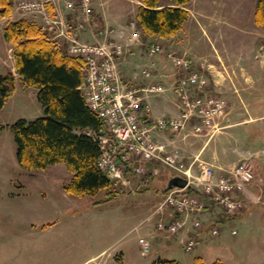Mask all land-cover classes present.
Listing matches in <instances>:
<instances>
[{"label": "rangeland", "instance_id": "rangeland-1", "mask_svg": "<svg viewBox=\"0 0 264 264\" xmlns=\"http://www.w3.org/2000/svg\"><path fill=\"white\" fill-rule=\"evenodd\" d=\"M44 1L52 19L53 0ZM94 3L114 16L124 11L126 27L135 21V0H92L93 10ZM255 4L256 0H190L186 5L190 18L175 36L161 39L140 31L138 48L125 55L134 53L146 62H160L167 75L160 83L166 89L163 96L178 104L175 86L179 71L164 56L149 55L148 47L159 44L165 51L186 56L194 67L202 65L208 80L203 93L225 98L229 111L211 137L190 131L179 134L187 137L178 148L181 146L188 165L195 157L187 144L190 140L191 147L205 142L202 158L217 175L248 157L254 180L243 196L242 211L227 216L213 207V223H202L204 236L191 251H185L180 233L154 235L159 215L153 212L162 199L159 192L175 174L172 170L159 179L160 173L153 178L130 174L129 185H113L115 199L95 204L107 199L106 191L84 197L66 194L63 186L71 175L63 164L44 171L22 169L6 126L19 119L41 117L43 108L34 89L22 91L17 83L13 96L0 110V125L6 127L0 131V264H151L158 259L179 264H195L196 259L202 264H264V26L254 22ZM28 17L41 23L38 17ZM91 26L94 35L120 29L117 23ZM197 137L199 143L193 142ZM212 159L220 167L213 166ZM200 163L195 162V172ZM151 179L156 180L147 185ZM213 224L218 226L217 236L209 233ZM140 237L149 241L146 255L141 254Z\"/></svg>", "mask_w": 264, "mask_h": 264}, {"label": "built area", "instance_id": "built-area-1", "mask_svg": "<svg viewBox=\"0 0 264 264\" xmlns=\"http://www.w3.org/2000/svg\"><path fill=\"white\" fill-rule=\"evenodd\" d=\"M64 8L76 13V25L72 34L66 27H61L58 33L67 43L65 53L82 60L85 77L81 93L88 108L104 123V132L95 138L100 148L98 167L105 176L114 184L129 185L131 177L128 175L153 178L160 173V166L186 178L187 187L166 192L153 212L161 214L164 209H169L174 215L173 219L159 220L156 224L157 230L165 234L184 230L188 219L205 213L208 206L217 207L228 216L242 211L243 196L254 180L253 163L248 157H242L220 175L208 164H201L195 172L193 163L185 164L180 149L156 139L158 132L177 136L185 131L211 137L227 116L229 103L225 98L203 93L208 88V80L202 65L194 67L186 56L173 50L165 51L159 44L148 47L149 55L164 56L180 73L175 86L179 112L152 119L148 99L163 95L166 89L155 83L137 88L124 81L119 71L120 60L132 53L134 44L139 43L140 31L135 22H130L127 27L130 33L125 41L122 40L125 35L122 29L116 32L105 29L99 32L100 41L83 42L78 39V34L90 28L92 0H66ZM15 9L24 16L39 17L44 29L55 28L50 27L53 22L47 15L44 0H19ZM135 76L151 78V66L140 68ZM188 189L196 192L191 194ZM202 222L195 218L191 225L199 229ZM210 233L213 236L219 234L216 224ZM138 244L141 254L149 253L150 244L146 238H139ZM181 245L185 251H191L196 241L183 234Z\"/></svg>", "mask_w": 264, "mask_h": 264}, {"label": "trees", "instance_id": "trees-1", "mask_svg": "<svg viewBox=\"0 0 264 264\" xmlns=\"http://www.w3.org/2000/svg\"><path fill=\"white\" fill-rule=\"evenodd\" d=\"M136 26L145 36L161 39L175 36L189 20L190 0H138ZM10 0H0V17H9ZM254 22L264 26V0H256ZM3 38L12 45L15 73L0 75V110L13 96L18 80L22 87L36 90L43 116L19 119L7 129L13 135L18 165L27 171H44L63 164L71 178L63 186L75 197L95 196L106 191V200L115 199L113 183L98 167L99 144L95 138L104 132V123L87 106L81 93L83 62L65 53L63 47L37 23L21 19L7 24ZM6 127L0 125V131ZM168 190L165 188L163 194ZM189 193H193L191 189ZM151 264H179L161 260ZM195 264H202L200 259ZM212 264H224L215 261Z\"/></svg>", "mask_w": 264, "mask_h": 264}, {"label": "crops", "instance_id": "crops-1", "mask_svg": "<svg viewBox=\"0 0 264 264\" xmlns=\"http://www.w3.org/2000/svg\"><path fill=\"white\" fill-rule=\"evenodd\" d=\"M19 0H10L13 8L11 11V14L9 15V17H0V75L5 74L7 71H11L12 73H15V68H14V58H13V53H12V45L8 42H6L3 38V31L5 29V27L7 26L8 23L10 22H16L19 21L21 19H27L29 21H31L29 19L28 16H24L21 13H19L16 9H15V4L16 2H18ZM135 4L134 5V9L136 8V6H138L140 4V2L138 0H135ZM64 0H53L52 1V6H53V17L51 19V21L53 22V24L50 27H55L52 30H47V33L50 35L51 39L53 41H55L60 47H63L64 49L67 46V43L64 39H62V37H59V33L58 31H60L61 27H66L69 31L70 34H72L71 31L73 27H75L76 25V14L74 12H67L66 9H64ZM95 9L93 10V16L92 17V28L95 27H107V26H111L112 24L117 23L120 27V29H122L125 32V35L122 37V40L125 41V39H127V36H129L130 30L126 27V25L124 24L126 17H124L125 13L120 12L117 13V16H114L113 13L110 14L109 11L103 12L99 9H97V4L94 3ZM64 9V10H63ZM134 14V13H133ZM136 14L133 15V17H135ZM39 18V17H38ZM98 18V19H96ZM40 19V18H39ZM36 23L38 21H35ZM41 22V21H40ZM101 22V23H100ZM39 24V22L37 23ZM42 24V23H40ZM39 24V25H40ZM41 26V25H40ZM43 26V25H42ZM45 27V26H43ZM49 27V26H46ZM59 29V30H58ZM99 33V32H98ZM114 37H116V34H114ZM78 39L80 41L83 42H89V43H94V42H98L101 40L99 34L94 35L93 31L90 29L88 31H84L78 34ZM138 48L137 44H134V49ZM141 53V50H140ZM139 53V54H140ZM134 54V53H133ZM133 54L129 55V56H124L120 62H119V71L121 74V77L124 81H129L133 86L137 87V88H143L148 84H160L161 81L167 79V75L166 73L162 70V67L160 65V62H146V59L144 60L142 57H140V55L134 56ZM142 58V59H140ZM138 66H141L140 68L144 67V66H151V72H152V76L149 79H144L141 76H135V74L138 73L139 69ZM154 73V74H153ZM171 82V79H168ZM158 82V83H157ZM17 83L20 84V88L22 91L24 90H28L29 88H24L22 87L21 83L17 80L16 81V85ZM33 89V88H32ZM35 90V89H34ZM16 91V89H15ZM36 92V90H35ZM148 103L151 106V113H150V117L152 119H157L163 116H171V115H176L179 112V104L175 102L174 99L169 98L168 96H151L148 99ZM184 134L182 135H177V136H173L172 134L168 133V132H158L156 135V139L158 140H165L167 142L170 143L171 146H174L177 149H180V151L183 152V150L180 148L179 145H181V141H183L185 138L183 137ZM183 139V140H182ZM200 138L197 137V139L193 140V142H197L199 143ZM191 143L192 140H190V142L187 144V150L192 151V157L194 156L195 158L190 162L193 163V168H194V164L196 161L201 162V164H210V162L205 161L202 156L203 153L205 151V142L201 141V143H199V146L193 145L191 147ZM194 148V149H193ZM185 156V155H184ZM189 163V164H190ZM211 163H213V166H219V164L212 159ZM198 165V167L200 166ZM158 166V165H157ZM160 167V166H158ZM167 169L160 167V175L159 177H162V175H165L167 173L166 171ZM154 180L156 179H151L150 181H148L147 185L150 184L151 182H154ZM164 190V189H163ZM160 194H162V192H159ZM214 213L212 212V209H208L205 213L201 214V215H197V216H193L190 217L187 221L184 233L187 236L193 237L196 239V241H199L201 239L202 235L204 232L201 229H195L191 226V221L195 218H199L201 220H203L202 223L207 224L208 221H211L213 219ZM174 217V215L171 213V211L169 209H164L162 211V213L159 215V218L161 220H171ZM205 228V227H204ZM200 230V231H199ZM154 235L156 236H160L162 237V233L158 232L156 230V233H154ZM180 235H182V233H180Z\"/></svg>", "mask_w": 264, "mask_h": 264}, {"label": "water", "instance_id": "water-1", "mask_svg": "<svg viewBox=\"0 0 264 264\" xmlns=\"http://www.w3.org/2000/svg\"><path fill=\"white\" fill-rule=\"evenodd\" d=\"M83 86V84H82ZM187 186V180L181 176H173L167 183L166 189H184Z\"/></svg>", "mask_w": 264, "mask_h": 264}]
</instances>
